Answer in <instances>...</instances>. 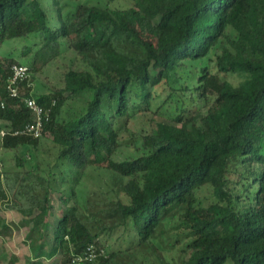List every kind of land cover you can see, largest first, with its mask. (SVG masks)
I'll use <instances>...</instances> for the list:
<instances>
[{"label":"trees","instance_id":"trees-1","mask_svg":"<svg viewBox=\"0 0 264 264\" xmlns=\"http://www.w3.org/2000/svg\"><path fill=\"white\" fill-rule=\"evenodd\" d=\"M114 1L0 0V213L15 193L40 242L54 194L74 203L48 254L64 264H264V0H139L168 15L156 51ZM15 65L29 68L18 97ZM49 65L59 86L43 91ZM230 73L246 78L233 88ZM25 98L48 115L41 137L15 135L32 122ZM142 118L153 128L131 131ZM125 146L134 154L116 160ZM96 168L124 180L121 196L86 190ZM0 232L12 234L1 217ZM91 244L105 253L75 262Z\"/></svg>","mask_w":264,"mask_h":264},{"label":"rangeland","instance_id":"rangeland-1","mask_svg":"<svg viewBox=\"0 0 264 264\" xmlns=\"http://www.w3.org/2000/svg\"><path fill=\"white\" fill-rule=\"evenodd\" d=\"M97 0H94L96 2ZM104 1V0H100ZM110 6L119 12V14L124 18V20L132 26L137 27L138 29L144 28L143 35L151 42L153 51H156L157 38L160 34L159 25L164 18L168 15L159 7L149 8L147 6L141 5L139 0H116L110 4ZM192 7L187 6L182 10L175 20L180 19V17L188 11H191ZM15 47V46H14ZM9 50L12 51L15 56L20 55L23 44L18 45L17 48ZM22 60V59H21ZM22 63L27 64V60H22ZM42 64L38 62L37 68L40 70ZM55 65H49L45 67L42 72H40L37 77L36 87L43 91H48L52 86L58 85V78ZM224 79L230 82L233 88H237L239 84L246 78L244 74H220ZM81 101H70L68 104L71 106H80ZM142 126H145L147 129H152L150 123L145 119H139L132 121L130 125L131 131H136ZM152 127V128H151ZM156 128H154L155 130ZM124 136L128 135V132L123 134ZM52 146L50 142L44 141L43 145L40 148L39 161H43L45 158L49 159V152L52 151ZM133 147L127 148V146L122 147L120 154H117L116 160H123L127 156L134 154ZM3 155V151L0 148V158ZM6 164L11 160L10 155L3 156ZM10 166V165H8ZM86 190H103L106 191L110 196H121L120 188L124 183V180L118 177L112 171H109L106 168H96L90 169L86 176L84 177ZM15 181L12 177L8 176L4 178V184L8 186H14ZM10 201V202H9ZM9 204L11 208H4L0 213V217L5 221V223L12 229V234L2 235L0 232V264H64L62 258L57 254L51 259L49 253L51 254V248L53 244V233L54 227L59 220L60 216L69 208H74V203H71L69 206L63 204L60 200V195L54 194L52 198L53 208L49 210V215L47 217V223L49 226V233L44 235V238L39 242L35 241L33 237H29V232L32 228V223L30 221L31 216L34 212L29 208L26 202H20L21 210L13 208L15 203H18L17 195L12 193L9 195ZM38 243H42L46 246V255L40 254L36 246ZM167 259L172 257H177L173 252L166 253ZM144 259L145 264L149 261L146 258L139 257ZM183 261L187 260V257L182 259ZM141 261V260H140Z\"/></svg>","mask_w":264,"mask_h":264},{"label":"built area","instance_id":"built-area-1","mask_svg":"<svg viewBox=\"0 0 264 264\" xmlns=\"http://www.w3.org/2000/svg\"><path fill=\"white\" fill-rule=\"evenodd\" d=\"M13 76L9 79V91L13 97L19 96L18 88L14 87L18 80H23L29 76V68L27 66L15 65L12 67ZM24 103L32 114V122L15 132V135H26L34 138L42 136L45 122L48 115L45 109L39 105L33 98H25ZM105 253L104 249L97 251L96 246L91 244L83 255L75 258V262H93L99 255Z\"/></svg>","mask_w":264,"mask_h":264}]
</instances>
